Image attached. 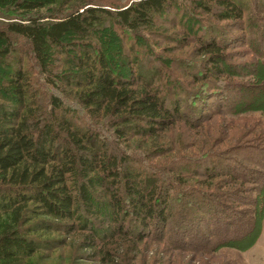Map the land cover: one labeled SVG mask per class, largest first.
<instances>
[{
    "label": "trees",
    "instance_id": "16d2710c",
    "mask_svg": "<svg viewBox=\"0 0 264 264\" xmlns=\"http://www.w3.org/2000/svg\"><path fill=\"white\" fill-rule=\"evenodd\" d=\"M190 1L188 18L201 10L218 21L246 20L244 0ZM9 2L13 16L0 12V264H38L41 249L66 245L68 238L87 250V259L101 264L117 258L135 262L147 237L156 242L166 238L193 254L243 239L246 232L231 236L225 213L222 228L199 237L190 238L183 223L200 220L201 212L223 213L229 206L221 196L237 200L239 188L209 190L219 177L237 183L239 162L234 172L222 161L224 155L209 152L181 153L166 171L164 163L149 161L170 153L167 134L178 120L193 123L183 114L185 102L173 92L174 72L164 91L155 85L154 74L145 76L133 57L130 61L137 51L133 46L151 52L142 34L151 33L164 15L183 10L177 0H0V6L8 9ZM255 19L245 41L264 64V35L250 40L259 27ZM204 28L195 39L201 60L185 66L202 68L205 78L212 75L217 81L225 70L240 67L229 64L225 53L234 38L208 21ZM116 29L137 45L126 49L112 41L118 38ZM171 61L180 67L186 63ZM223 85V92L216 93L223 100L242 87ZM134 147L143 148L141 154ZM245 172L264 173L255 168ZM199 173L205 178L197 184L208 182L206 190L189 186L187 174ZM189 198V205L181 200ZM249 215L246 231L253 234L263 211L255 207ZM170 223L171 238L162 232L149 235ZM52 233L67 236L58 239Z\"/></svg>",
    "mask_w": 264,
    "mask_h": 264
},
{
    "label": "rangeland",
    "instance_id": "374dc122",
    "mask_svg": "<svg viewBox=\"0 0 264 264\" xmlns=\"http://www.w3.org/2000/svg\"><path fill=\"white\" fill-rule=\"evenodd\" d=\"M244 2L245 4L248 3V7L244 13L246 20L243 22L238 20L218 21L212 15L201 10L193 12V15L189 14L190 18H188L187 10L190 9L191 1L177 0L178 6H181L183 10L178 11V9L174 13L164 15L151 30V33L142 34L144 38L148 39L150 50L152 48L151 52L148 50L141 51L138 46H133L137 45L134 43L133 37L123 34L119 29L114 32L118 38H115L116 40L111 39L116 41V44L121 42L126 49L133 46V50L136 49L137 51L132 52L131 58L129 57L130 61L133 63L135 59L145 76L154 74L155 85L164 91L170 88L169 81L173 78L172 72H174L175 83L172 81L171 83L176 87L173 92L177 93L185 102L183 114L189 116L194 123L186 124L185 121L178 120L177 126L167 134V142L170 143L168 145L172 148L170 153L165 157L152 156L150 160H146L153 163H164L165 165L162 167L166 171L169 168L167 166H171L172 160L181 153L206 154L209 152L211 155H224L222 161L230 164L229 166L234 172L236 169L233 164L239 162L243 166L239 170L241 179L238 178L237 183L230 181L226 176L219 177L213 181L216 183L213 187L215 191L209 190V192L219 193L232 190L235 187L239 188L237 200L232 199L231 196H219L220 200H224V203L229 206L223 213L201 212L200 220L184 221L185 229L190 231V238L193 235L199 237V235L208 234L217 227L222 228L224 225H220V221L225 220L224 213L229 216L230 221L228 222L232 224L228 230L231 236L246 232L244 238L237 240L234 246H223L213 252L200 251L201 254H193L192 251L171 245L166 238L156 242L155 239L151 240L152 237H147L144 240L145 245L140 246L141 252L135 262H124V260L117 258L115 262L110 264H144L145 262L148 264H264V173L261 177L262 174L245 172L253 168L264 172V64L262 59L253 52V47L248 46L245 41L249 37L248 26H252L255 18H257L255 21L258 22L257 27H259L255 29L257 33L250 36V40L253 43L257 42L260 34L264 35V0H244ZM8 5V9L5 5L0 6V12H11L13 16L14 11L11 10L13 3L9 2ZM207 21L212 25L222 27L225 35H233L234 40L226 43L227 50L225 53L229 64L240 65L235 72L225 70L217 81L212 75L205 78L202 68L196 69L192 65H190L191 67L185 66L187 63L195 64L201 60L195 49V39L205 33L204 27ZM184 26L191 27L189 33L184 31ZM185 36L187 39H183ZM183 40L187 42V45L183 46ZM72 50H69V53L73 54L74 51ZM155 54L160 58L159 62L154 58ZM173 59L185 60L186 63L180 67L177 65L178 63L171 61ZM256 60L260 64L253 67L252 65ZM162 62L166 65V69L161 67ZM244 63L248 65L245 66ZM24 64H28V58L24 57ZM124 69H127L126 66ZM192 71L196 73L195 76L192 75ZM229 82L242 85V87L239 91L235 90V93L231 94L230 100H223L216 93L219 91L222 93L220 88H224L223 84ZM212 86L215 87L211 88ZM171 98L173 99L174 96ZM199 100L207 101L206 104H202ZM197 113L204 115V118H198ZM129 150L140 153L143 148L134 147ZM254 161L258 163L255 167L253 166ZM164 171H162L163 174ZM166 174L171 176V173L166 172ZM204 178L200 173L198 175L187 174L189 186L197 187L200 190H206V183L208 182L197 184ZM177 197L178 195H175L174 204L176 205L179 204ZM181 200L188 205L192 201L190 198ZM255 207L259 208L261 213L263 211V216L258 220V231L251 234L247 232V228L250 226L249 212ZM218 209L221 210V208ZM214 219L217 220L216 224H214ZM211 222L213 223L211 224ZM170 227L171 223L166 225L163 231L156 229L149 235L157 236L162 232L166 236L169 234L168 238H171ZM55 234L52 233V236ZM66 236L61 233L56 234L58 239H63ZM253 237L254 242L251 244L250 240H253ZM75 243L76 239L68 238L66 245H60L53 250L41 249L40 252L44 256L38 264H101L96 260L87 259L85 257L87 250L78 248ZM117 255H122L121 250Z\"/></svg>",
    "mask_w": 264,
    "mask_h": 264
}]
</instances>
